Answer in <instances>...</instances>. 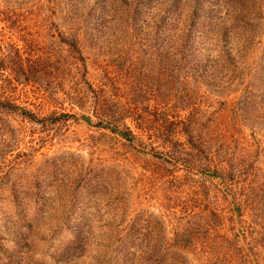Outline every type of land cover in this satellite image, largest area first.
I'll list each match as a JSON object with an SVG mask.
<instances>
[{"label": "rangeland", "instance_id": "1", "mask_svg": "<svg viewBox=\"0 0 264 264\" xmlns=\"http://www.w3.org/2000/svg\"><path fill=\"white\" fill-rule=\"evenodd\" d=\"M171 2L0 0V264H264V0Z\"/></svg>", "mask_w": 264, "mask_h": 264}, {"label": "trees", "instance_id": "2", "mask_svg": "<svg viewBox=\"0 0 264 264\" xmlns=\"http://www.w3.org/2000/svg\"><path fill=\"white\" fill-rule=\"evenodd\" d=\"M176 1L177 0H172V2L170 3V6H169V8L173 5L174 6V3H176ZM65 41L67 42V43H71L70 42V40H68V39H65ZM14 58V60H12L11 61V64H8V63H6V61H5V59H4V57H2V56H0V70H4V69H6V68H8L11 72H13V74H15V73H17V72H19V73H21V74H25V75H27L28 73H33V69H32V66H31V64L29 63V62H26V61H24L21 57H13ZM33 66H38V64L36 63V65L35 64H32ZM12 68H11V67ZM28 66V67H27ZM28 76V75H27ZM95 88L93 87V86H91V90H93V91H91L92 92V95H93V97H92V100H93V102L96 104L97 102H101V108H105V106L103 105V104H107V102H108V99H105L106 98V95H105V93H104V91H102V90H100L99 88H97V89H99L98 91H100V94L98 93V91L97 90H94ZM100 97H101V100H100ZM103 98V99H102ZM100 100V101H99ZM0 108L2 109V110H4V111H8V112H10V111H14V110H19L20 112H22L23 114H25V115H27V116H29L31 119L33 118V119H35V120H37L38 118L36 117V115H34V113H31V112H29V111H26V110H24L23 108H21V107H18L16 104H14V103H11V101H9V100H1L0 99ZM61 114L62 115H65V116H67L68 115V113H60V115L59 116H61ZM54 118H56V117H53L52 119H54ZM107 121H111L110 119H104L103 117L101 118V119H98V124H105V125H107V126H109L112 130H114L115 132H120V134H122V137H124V138H127V140H132L133 138H132V133H131V131L129 130V129H119L117 126H115V125H113V124H110L109 122H107Z\"/></svg>", "mask_w": 264, "mask_h": 264}]
</instances>
